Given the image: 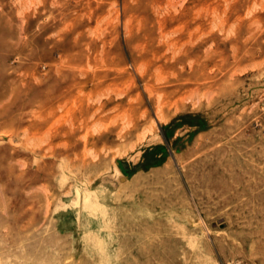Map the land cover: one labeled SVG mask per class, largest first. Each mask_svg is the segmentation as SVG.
Instances as JSON below:
<instances>
[{
    "label": "rangeland",
    "instance_id": "rangeland-1",
    "mask_svg": "<svg viewBox=\"0 0 264 264\" xmlns=\"http://www.w3.org/2000/svg\"><path fill=\"white\" fill-rule=\"evenodd\" d=\"M0 264H264V0H0Z\"/></svg>",
    "mask_w": 264,
    "mask_h": 264
}]
</instances>
